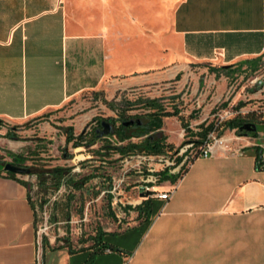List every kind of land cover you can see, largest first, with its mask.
Returning a JSON list of instances; mask_svg holds the SVG:
<instances>
[{
	"label": "crops",
	"instance_id": "1",
	"mask_svg": "<svg viewBox=\"0 0 264 264\" xmlns=\"http://www.w3.org/2000/svg\"><path fill=\"white\" fill-rule=\"evenodd\" d=\"M263 55L264 0H0V118L32 119L85 90L140 85L163 66L252 69ZM256 145H214L181 171H160L155 194L137 182V199L111 197L124 219L96 232L118 249L97 252L92 238L40 246L34 182L0 166V264H264ZM166 190L167 199L156 195ZM144 202L146 215L134 207Z\"/></svg>",
	"mask_w": 264,
	"mask_h": 264
},
{
	"label": "rangeland",
	"instance_id": "2",
	"mask_svg": "<svg viewBox=\"0 0 264 264\" xmlns=\"http://www.w3.org/2000/svg\"><path fill=\"white\" fill-rule=\"evenodd\" d=\"M148 98H155L164 110L176 111L163 116L161 130L171 147L161 152L178 150L190 139L199 137V133L193 132L213 122L214 129L207 133H212L211 144L213 135L227 137L231 146L236 141L242 145L255 142L264 156L261 130L252 133L224 123L236 115L247 122L264 120V55L252 69L234 67L227 71L220 65L207 63L163 66L149 71L140 85L110 91L85 90L32 119L1 118L0 166L13 163L11 155L19 153L27 157L21 166L37 170L25 174L34 182L31 198L40 246L45 239L56 244L69 243L72 247L88 244L98 227L107 228L118 218L124 219L121 208L112 203L111 197L117 196L122 201L137 199L136 191L130 188L138 181L135 175L127 177L124 155L120 156L112 146L126 139L119 141L99 131L95 136L94 131L99 119L117 127L130 116H144L149 111L144 104ZM69 133L73 138L67 140ZM74 141L80 144L75 145ZM201 143L193 142L186 152H195ZM57 167L64 170L61 177L47 170ZM87 175L91 177L80 187L72 188L66 181L81 180ZM42 179L47 182L41 183ZM57 181L59 184L55 185Z\"/></svg>",
	"mask_w": 264,
	"mask_h": 264
},
{
	"label": "trees",
	"instance_id": "3",
	"mask_svg": "<svg viewBox=\"0 0 264 264\" xmlns=\"http://www.w3.org/2000/svg\"><path fill=\"white\" fill-rule=\"evenodd\" d=\"M145 106L149 108V111L144 116H130L129 118L123 119L120 124L117 127L112 128L111 132L107 135H113L117 140L123 141L126 139V142H122L117 145H113L112 147L120 154V156H123L127 153L133 152V151H144V152H152L157 153L161 152L162 150L171 147V144L166 142V136L161 130L162 125V118L166 115H172L175 114L176 111H169L164 110L158 103H156L155 98H148L144 102ZM140 118L142 121L140 123L133 122L125 124L124 122L130 118ZM98 119V118H97ZM1 121V118H0ZM102 119H99L98 127L101 126ZM247 122L246 119L241 116H233L231 118H227L224 120V123L230 127L234 128L236 127L239 130H242L240 126ZM182 126L184 127L185 123L181 122ZM259 128L257 130H261L264 134V120H262L259 124ZM214 129V123L209 122L205 127H202L199 132H193V133H199V137L197 139H192L193 142H203L204 139H206L207 133ZM244 129V128H243ZM95 128L94 135L98 136L99 133ZM254 133V132H252ZM82 134H79L78 137L82 138ZM131 137H141L139 141H133L131 140ZM72 134L69 133L67 136V140L72 139ZM92 141L88 142V144H91ZM75 145H79V141H74ZM110 145V144H108ZM106 146V145H104ZM12 162L18 165H22L23 162L27 159L26 156L22 154H12L11 155ZM1 166H4V163H2ZM256 166L263 167L264 168V156L262 154V149L256 147ZM29 173H33L37 170H33L32 167H28ZM49 173L54 175L55 177H61L63 175V168L57 167L50 170ZM9 173L15 174L16 172L13 171H7ZM91 175L84 176V178H81V180H77L74 178L67 179V183L72 188L74 187H80L83 185V182L87 181ZM164 177H167L164 175ZM41 183H45V179L40 180ZM59 184V181L55 183V185ZM138 209L139 213H146L148 212L149 205L147 203L138 204L134 206ZM101 234L102 232H96L92 237L93 244L96 246L93 248V252H97L100 250H103L105 247H109V249H118L110 244H106L101 241Z\"/></svg>",
	"mask_w": 264,
	"mask_h": 264
},
{
	"label": "built area",
	"instance_id": "4",
	"mask_svg": "<svg viewBox=\"0 0 264 264\" xmlns=\"http://www.w3.org/2000/svg\"><path fill=\"white\" fill-rule=\"evenodd\" d=\"M211 132L207 135L206 140L199 146L195 152L187 151V147L193 144V141L186 143L175 151L168 152H130L124 155L125 170L127 177L136 176L135 179L141 184L142 192L152 191L150 194H155L153 183L160 180L162 170H169L170 172L181 171L182 168L196 155H208L212 151L214 145L220 146L222 150H232L230 140L227 137H215L211 144L209 138ZM133 138V137H131ZM157 196L167 199L170 196V190L156 193Z\"/></svg>",
	"mask_w": 264,
	"mask_h": 264
},
{
	"label": "water",
	"instance_id": "5",
	"mask_svg": "<svg viewBox=\"0 0 264 264\" xmlns=\"http://www.w3.org/2000/svg\"><path fill=\"white\" fill-rule=\"evenodd\" d=\"M141 121H142V119L133 117V118L126 120L124 123L125 124L133 123V122L140 123ZM101 126H102V128L96 129L97 131L100 132V134H107V133H110L112 130V124H110L109 122H107L105 120L101 121ZM240 128L241 129L245 128V129L256 130L259 128V125L255 122H245L240 126ZM4 169L9 170V171H13V172H18V173H28L29 172L28 168L21 166V165H18V164H15V163H11V162H6L4 164ZM150 193H152V191L148 190V191L142 192L141 194L146 195V194H150Z\"/></svg>",
	"mask_w": 264,
	"mask_h": 264
},
{
	"label": "flooded vegetation",
	"instance_id": "6",
	"mask_svg": "<svg viewBox=\"0 0 264 264\" xmlns=\"http://www.w3.org/2000/svg\"><path fill=\"white\" fill-rule=\"evenodd\" d=\"M257 124H259V123H257ZM97 128H100V127L97 126L96 129H97ZM112 128H113V125H112ZM244 129H245V128H244ZM245 131H248V132H255V131H258V130H257V129H256V130L245 129Z\"/></svg>",
	"mask_w": 264,
	"mask_h": 264
}]
</instances>
